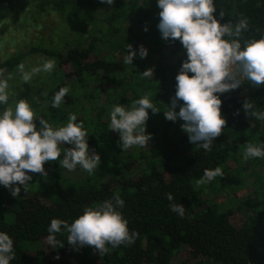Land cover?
<instances>
[{
  "label": "trees",
  "instance_id": "obj_1",
  "mask_svg": "<svg viewBox=\"0 0 264 264\" xmlns=\"http://www.w3.org/2000/svg\"><path fill=\"white\" fill-rule=\"evenodd\" d=\"M214 3V15L224 13L222 23L248 19V30L239 37L242 46L264 35V0ZM33 5L37 20L29 15L20 27L21 21L12 17L23 43H32L16 47L0 60V81L18 71L20 63L35 58L37 66L54 60L51 73L33 76L22 99H28L35 117L53 126L65 124L75 114L88 133L90 154H99L100 164L92 175L79 167L65 169L60 161L69 146L62 144L61 156L45 162L46 175L30 173L32 180L26 189L20 186L16 197L0 186V231L14 241L10 264H264V158L243 159L248 143H264V121L246 115L242 107L247 99L264 111V85L256 88L245 81L219 94L226 124L205 151L189 142L182 120H168L163 112L174 97L175 76L186 54L179 39L161 37L156 0H114L112 5L101 0H33ZM51 14L80 37L67 47L66 39L53 31L32 40L28 30L39 25L40 16ZM4 40L0 37V46L12 41ZM128 44L133 49L143 45L147 56L137 54L133 65L126 63ZM149 69L152 75H142ZM61 87L69 91L53 108V96ZM145 94L160 110H149L150 139L143 147L122 151L119 134L110 129V109L117 103L128 107ZM217 166L223 176L198 183L206 168ZM237 178L247 189L242 200L230 188ZM168 193L185 207L183 217L170 210ZM115 195L125 201L121 211L129 231L136 233L132 244L109 245L106 252H98L93 246L69 244L63 229L49 240L51 219L70 223L85 207ZM235 213L240 215L238 224L233 222Z\"/></svg>",
  "mask_w": 264,
  "mask_h": 264
},
{
  "label": "clouds",
  "instance_id": "obj_2",
  "mask_svg": "<svg viewBox=\"0 0 264 264\" xmlns=\"http://www.w3.org/2000/svg\"><path fill=\"white\" fill-rule=\"evenodd\" d=\"M112 5L114 0H101ZM160 9L157 28L165 40L179 39L186 54L175 76V94L171 98L165 118L171 121L182 120V130L189 142L205 151H209L213 142L222 134L226 119L221 115L219 94L235 90L250 81L260 88L264 85V35L259 39H249L241 44L239 37L249 28L247 18L239 19L235 24L221 22L223 11L217 13L214 0H156ZM147 31V28H145ZM125 50L126 63L133 65L134 57L144 58L148 50L140 45H132ZM55 67L52 59L25 70L20 63L17 70L21 79L27 83L39 72L51 73ZM152 75L146 70L142 75ZM191 74V75H190ZM7 85L0 81V186L10 189L16 197L23 186L26 189L32 180L30 173L46 175L45 162L56 161L61 156L60 145L69 147L63 151L60 163L69 171L77 167L89 175L94 174L100 164V156L89 151L88 133L83 122H77V116L70 114L65 124L53 126L44 119L35 117L28 99H18L14 108L9 104ZM67 87H61L53 96L52 107L62 104L68 93ZM178 102L179 110L176 111ZM245 114L264 121V111H258L254 101L245 100L242 105ZM149 110L160 111L145 94L125 107L114 104L109 112L110 129L120 138V147L127 150L133 146L143 147L150 139L146 133V121ZM239 110H237L238 114ZM39 121L37 126L36 121ZM264 158V143H248L243 159ZM223 176L219 166L205 169L198 183L205 184L214 178ZM169 207L180 217L185 207L174 201L171 193L166 194ZM125 201L119 195L105 199L95 206H87L70 223L59 218L51 219L47 232L53 241L55 234L63 229L68 233L67 242L74 246H93L98 252H106L107 246L113 248L122 244H132L135 231H129L128 220L122 209ZM15 258L14 241L4 231H0V264H10Z\"/></svg>",
  "mask_w": 264,
  "mask_h": 264
},
{
  "label": "rangeland",
  "instance_id": "obj_3",
  "mask_svg": "<svg viewBox=\"0 0 264 264\" xmlns=\"http://www.w3.org/2000/svg\"><path fill=\"white\" fill-rule=\"evenodd\" d=\"M0 3L3 4V7H0V37L4 36V43H6L9 39L12 40L8 43V45L3 43L4 45L0 46L1 60L8 53L14 52L16 47L27 46L28 43H32L31 40L23 43L20 33H16V29L18 28V24L20 27H22V24L24 26L25 23H22L23 18L29 17V15L32 16L31 19L37 20V18L35 17L36 10L33 5V0H0ZM18 3L20 5H18ZM14 7H19L18 9L21 10H15L14 13H10L13 10L12 8ZM51 15L52 17L40 16L37 21L39 22V25L35 24V28H30L28 30L30 31V37L32 40L36 39L38 36H41L43 37L42 39H44L47 36L53 35V33L51 32L53 31L57 36H59V39H66V45L64 44L65 42L63 43V41H59V43L64 44L63 46L67 47L73 40L75 41V39H78V37H80L78 36V34H76L73 29L68 30V28H66V25L61 24L58 20L57 15ZM12 17L19 19L18 21L21 22H19L17 25L12 23ZM36 63L37 61L35 58L27 61L24 64L25 70H30L32 67L35 66ZM32 79L30 81H32ZM37 80V82L39 83L40 77H37ZM30 81L25 83L21 79V75L18 71H16L9 78H5L3 80V83L7 85L6 92L9 94L10 97L9 104L6 106L14 107V102L18 99H22V96H25L26 90L29 86L28 83H30ZM33 81L35 82V79ZM34 84L37 85V83ZM3 107L4 106H0V110H2ZM241 184H244V181L242 179L237 178L236 180H232L230 186L232 190H235L236 196L240 200L247 196V189L245 188V186H240ZM228 206H231V204L229 203ZM233 222L235 224H238L240 222V215L238 213L234 214Z\"/></svg>",
  "mask_w": 264,
  "mask_h": 264
}]
</instances>
